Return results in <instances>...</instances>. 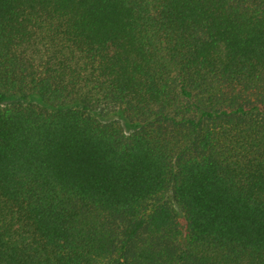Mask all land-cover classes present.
<instances>
[{
  "label": "trees",
  "instance_id": "obj_1",
  "mask_svg": "<svg viewBox=\"0 0 264 264\" xmlns=\"http://www.w3.org/2000/svg\"><path fill=\"white\" fill-rule=\"evenodd\" d=\"M0 264H264V0H0Z\"/></svg>",
  "mask_w": 264,
  "mask_h": 264
}]
</instances>
